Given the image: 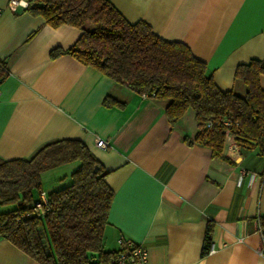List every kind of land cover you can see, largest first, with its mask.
Listing matches in <instances>:
<instances>
[{"label": "crops", "instance_id": "obj_1", "mask_svg": "<svg viewBox=\"0 0 264 264\" xmlns=\"http://www.w3.org/2000/svg\"><path fill=\"white\" fill-rule=\"evenodd\" d=\"M7 1L0 0V61L8 68L0 81V157H29L47 142L80 139L113 190L103 233L112 249L122 236L145 247L148 264H264V157L225 147L228 162L186 143L197 131L192 111L171 125L166 100L130 91L69 54L51 57L81 30L11 11ZM110 1L129 21L187 45L221 90L244 94L236 66L264 59V0ZM259 83L264 87V73ZM107 94L125 103L106 106ZM98 137L107 147L96 146ZM209 219L213 250L202 255ZM0 264L41 263L0 234Z\"/></svg>", "mask_w": 264, "mask_h": 264}, {"label": "trees", "instance_id": "obj_2", "mask_svg": "<svg viewBox=\"0 0 264 264\" xmlns=\"http://www.w3.org/2000/svg\"><path fill=\"white\" fill-rule=\"evenodd\" d=\"M26 1L24 10L42 16L48 25L65 23L81 30L70 46L52 48L51 57L69 54L130 91L166 100L165 117L171 125L192 111L197 131L183 139L207 146L213 157L232 161L224 153L226 134L236 146L264 157V87L259 83L264 59L251 58L236 66L234 80L246 88L240 95L219 89L205 62L187 45L159 37L142 20L129 21L110 0ZM6 75L0 71V81ZM124 103L110 94L103 99L106 106ZM69 162H77L70 183L46 191L47 202L35 210L43 190L42 172ZM106 173L87 145L76 138L47 142L29 157H0V205L16 204L0 211V234L41 264L109 260L119 249H107L104 243L113 198L104 180ZM212 232L209 219L202 255L208 252Z\"/></svg>", "mask_w": 264, "mask_h": 264}, {"label": "built area", "instance_id": "obj_3", "mask_svg": "<svg viewBox=\"0 0 264 264\" xmlns=\"http://www.w3.org/2000/svg\"><path fill=\"white\" fill-rule=\"evenodd\" d=\"M27 5L26 0H8L6 8L11 11H17L19 8H23ZM2 8H0L1 12ZM0 71L8 73L6 65L0 61ZM97 147L105 148L108 142L103 138H97L95 142ZM226 147L234 148L237 147L235 142L229 134H226ZM47 202L46 191L41 190L39 194V200L34 203L35 210H40L42 205ZM118 242V253L106 261L89 260L85 264H148L147 262V250L140 243H135L129 238L119 236ZM212 247L208 248V252H211Z\"/></svg>", "mask_w": 264, "mask_h": 264}, {"label": "rangeland", "instance_id": "obj_4", "mask_svg": "<svg viewBox=\"0 0 264 264\" xmlns=\"http://www.w3.org/2000/svg\"><path fill=\"white\" fill-rule=\"evenodd\" d=\"M76 164L77 162H69L53 167L54 169H48L52 173L50 177L45 176V173H49H47L48 170L43 171L41 177L43 179L42 186L45 191H51L69 184L71 179L70 173L76 167ZM14 207H16L15 203H4L0 205V211H7ZM105 247L112 249L113 245L112 243L106 242Z\"/></svg>", "mask_w": 264, "mask_h": 264}, {"label": "water", "instance_id": "obj_5", "mask_svg": "<svg viewBox=\"0 0 264 264\" xmlns=\"http://www.w3.org/2000/svg\"><path fill=\"white\" fill-rule=\"evenodd\" d=\"M96 170V167L94 168V171Z\"/></svg>", "mask_w": 264, "mask_h": 264}]
</instances>
